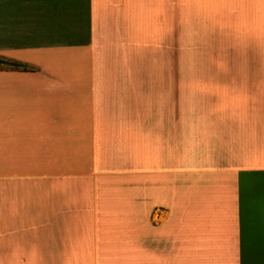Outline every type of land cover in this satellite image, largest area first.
Instances as JSON below:
<instances>
[{
	"label": "crops",
	"instance_id": "0c3cea01",
	"mask_svg": "<svg viewBox=\"0 0 264 264\" xmlns=\"http://www.w3.org/2000/svg\"><path fill=\"white\" fill-rule=\"evenodd\" d=\"M191 1L0 0V264H264V20L186 50L264 10Z\"/></svg>",
	"mask_w": 264,
	"mask_h": 264
},
{
	"label": "rangeland",
	"instance_id": "374dc122",
	"mask_svg": "<svg viewBox=\"0 0 264 264\" xmlns=\"http://www.w3.org/2000/svg\"><path fill=\"white\" fill-rule=\"evenodd\" d=\"M213 0H193L189 4L195 7L198 10H205L207 12H210V8H213ZM225 3L221 2L216 5L217 8L214 7V10L216 13L213 14V16H202V15H187V28H186V35L192 36V39L187 40L186 50L194 49L195 51L201 50V46H213V38L211 39L210 36L213 35V24L215 23L216 32L215 36H219V41L217 44V49H215V54L217 55V69L219 70V73H223L226 65V53L224 48L225 43V37L223 35H231L233 32L234 37V70L237 73H239V70L243 69V67H240V63L242 62L245 66V70L249 74V80H246V82L249 84V87L254 88V75L256 72V64L253 57L252 52V45H253V38L252 35L254 33L255 28H257V17L262 22L264 20V15L260 14H253V12H256V9H243V14H234L232 13L231 8L224 7ZM260 8L264 10V0H261ZM210 27L208 28V31L202 30V32L199 29H195V27H188V24H199L202 23L199 20L208 19L210 18ZM231 25L233 28H231ZM264 28V24H261ZM192 26V25H191ZM189 28V29H188ZM235 29V30H234ZM234 30V31H233ZM198 31H200V34H197ZM201 33L204 35L202 36L203 39L201 41L200 38H195L196 36H200ZM206 36V37H205ZM246 41L247 46V54L245 52V47L243 46V43ZM212 43V44H211ZM233 49V46H232ZM177 50V46L175 45V51ZM204 50H202L203 52ZM206 56V54L204 53ZM228 56L231 57L230 53H228ZM213 66V64H212Z\"/></svg>",
	"mask_w": 264,
	"mask_h": 264
},
{
	"label": "trees",
	"instance_id": "16d2710c",
	"mask_svg": "<svg viewBox=\"0 0 264 264\" xmlns=\"http://www.w3.org/2000/svg\"><path fill=\"white\" fill-rule=\"evenodd\" d=\"M0 67L10 68V69H17V70H20V71L29 70V68H27L25 65H22V64H19V63H15V62L9 61V60L4 59V58L0 59Z\"/></svg>",
	"mask_w": 264,
	"mask_h": 264
}]
</instances>
